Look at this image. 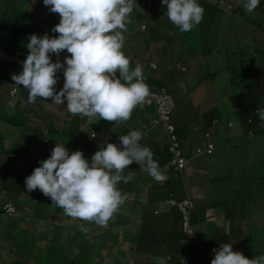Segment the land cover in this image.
Returning a JSON list of instances; mask_svg holds the SVG:
<instances>
[{
	"label": "trees",
	"instance_id": "trees-1",
	"mask_svg": "<svg viewBox=\"0 0 264 264\" xmlns=\"http://www.w3.org/2000/svg\"><path fill=\"white\" fill-rule=\"evenodd\" d=\"M224 1L228 3L227 6L222 5L221 0H199V3L205 9L203 20L198 25L202 38H204V36L207 38L210 37L207 30L211 28V26L213 27L217 19L216 17H218L220 12L225 14L228 10V12L233 13L236 18H241L245 15L243 6L236 4L235 8H233V3H229L232 0ZM37 2V4H34V0H20L18 3L16 0H6L0 4V54L3 56L1 58H4V60L8 62L15 60L18 65L15 68L19 70V72L20 67H22V61L28 54L26 44L30 35L37 34L43 36L44 34H48L50 37L59 35L58 33L52 32V29L56 26V24H54L55 18L52 21V16L49 13L48 16L45 15L42 11L43 2L41 0H37ZM144 5L145 4H142L136 7V0L134 11L128 18L130 25L127 24L132 29L131 34L129 31L124 33L126 44L122 50L130 59V67L132 69H134L137 64L143 66L142 71L145 83L150 88V95L146 98L145 102L133 110L132 116L128 121L110 122L101 120L98 116L90 122L89 118L74 114H68L67 119L63 120L56 112L48 111L47 105L51 106V98H47L46 101L41 100L43 98H38L35 103H28L27 98V102L23 103L22 106L20 102L18 106L12 107L16 120L14 123L10 124L9 127L7 126L5 130L14 131L15 136L12 139H14L15 142L19 140L21 142H28L30 145L28 149H25L22 148L21 142H19L18 147L15 148L12 144V139L7 140L8 145L2 147L3 154L6 156L0 159V178L6 181L10 187L13 186L20 191L19 197H25L26 195L30 196L31 192H27L25 179L32 174L36 167L40 166V161L50 156L51 150L55 147L57 142L65 144L69 152L77 150L82 151L85 157L90 159L102 145H106L107 143L119 145L120 136L127 135L130 131L138 130L143 134V139L140 141L141 145L148 147L152 151L154 160L158 161L161 172L166 174L168 179L164 182H157L145 172L139 164L134 162L122 173L123 176L129 177L128 183L125 184L120 182L118 185V188L123 193H126L127 199L120 208L116 220H111L105 226H99L94 222L85 221L86 225L81 228L82 232L73 235L71 229L75 228V223L71 226L66 225V218L63 217L61 221L58 222V226L61 228V235L58 234L59 238H57L58 236L54 235V233H48L47 238H45L46 242L44 244H39V247L34 245L35 248H27L30 246V241L32 240H30L29 232L23 230V228L28 226L29 222L23 217L21 218L18 214V202L15 201L18 197H14L13 195L12 197L10 195L9 187L2 188L3 192H0V198H3L4 205H2L0 209V264H81V256L84 257V255L80 253L79 256H77L73 251L79 249L80 246H84V244L87 251L88 246L92 247V251L88 254L89 261H93V264L96 260L102 262V264H211V260L214 258L213 250L218 249L221 244L224 243H233V250L242 252L245 257H247L245 250L248 252L257 251L254 248L247 250L244 241L242 239L240 240L243 233L249 232L256 235V237L264 239V209L260 215L256 214L257 216L245 218V216L241 214L246 208L245 203H241L240 205L236 204V206H233L234 209L230 207L226 209L228 215L223 216L222 222L227 224V222L229 223V221L232 220V229L227 236H218L215 238V243L213 245L212 243L204 245L203 242H200L198 239L201 237L198 227L204 217H199V219L196 218V201L193 199H186L187 190L190 191L191 188L188 183V178L186 177L187 170L190 167L194 169V167L197 166L188 160L185 146L186 139L181 133V129H179L174 122V112L176 111L177 104L174 97L165 86V76H167L171 68L176 65L181 67V73H187L193 70L197 66L195 57L200 55V50L197 44H195L196 50L189 49L190 53L197 54L192 55L195 56L193 57V65L191 67L187 66L183 61L184 59L181 58L182 53L176 51L177 47L175 44L179 43V45L182 46L181 51L184 50L185 45L190 41L189 35H192V31L183 32V41V38L180 37L182 36V32L169 22L166 16L163 17L162 14H164V10L167 9V6L162 5L161 0H152L150 7ZM257 8L255 11H257ZM133 16L135 19L131 18ZM257 20L258 18L256 19L254 17V19L252 18L247 22V27H249L247 30L252 33L248 43L251 50L252 48L255 50L256 46H252L256 45V43H259L261 40L264 41V25ZM137 21L140 23L141 29L138 32H134L133 27ZM259 36H261V38H259ZM128 37L134 39L137 48H134L133 44L127 42ZM251 43H253L252 46ZM262 47H264V45L259 48L261 49ZM177 57L179 59H177ZM174 59L177 60L176 63ZM240 60L241 59L237 62ZM246 61L247 60L244 59L241 62ZM228 68L232 74L236 72L231 70V67ZM257 73L255 74L257 75ZM14 74H18V72L14 70ZM232 74L230 75V81L234 84L235 77L234 75L232 76ZM12 75L13 73H9V69L0 66L1 84L2 81H10ZM244 77L246 78L245 75ZM256 78L258 79V81L255 82L256 85L258 84V92L255 95L252 92L251 97L242 93V97L237 98V108L242 114L241 126L243 125L244 134L248 137L256 135L257 128L263 130L260 126L261 122L259 116L256 114V109L264 108V102L262 106H258L256 100L260 99L262 101V98H264V74H262V76L258 74ZM260 84L261 86H259ZM0 86L1 89L4 87L7 89V95L9 96L13 88H10L9 84ZM17 88L18 94H21L19 89H23L24 97H28V89L23 88L22 85ZM165 95L173 97L176 107L168 123L157 124L160 122V116L157 110L156 98ZM9 100L10 96L5 103H8ZM0 101H2L1 98ZM6 106L7 104H5V107ZM217 110V108H213L205 117V120H207L206 125L209 130L204 135L207 146L205 148L198 147L195 149L196 152L194 155L196 154L198 158L202 156L212 157L218 151V147L214 142V137L216 134L223 133V131L220 127L215 128V126L221 122ZM214 121L216 124H214ZM88 123H90V126ZM227 124L231 129L235 127L233 122L229 121ZM170 126L175 129L172 135H170V131H168ZM93 131L97 134L96 138L91 137ZM21 133L28 135H24L26 136L25 139H19ZM239 133L240 132L235 133V135L238 136ZM172 136L177 137L179 148L183 152L184 157L188 160V165L183 169H179L178 166L174 164L175 154L171 151L173 147ZM223 137L224 136H221V138ZM209 144H213L215 147L211 154H197V150L200 148L204 152H207ZM2 160L5 164H3ZM183 195L184 197L182 198ZM132 198H134V200H132ZM143 199L145 200L143 201ZM187 200L193 203V207L190 210V221L194 229V234L191 237H188L184 231L185 220L183 212L180 210L179 206L172 204L173 202L176 204L183 203ZM260 200H264V198ZM163 202L167 203L165 206L167 210L162 212L161 216L160 213L157 212L156 207ZM8 204L15 207L16 214L14 216H9L5 210ZM49 204H51V202H49ZM132 210L134 214H130V217L125 216V212H130ZM138 211L139 214L137 213ZM136 214L139 215L137 216L138 219L141 217V219L138 220V224L133 220ZM241 215L242 217H240ZM3 216L11 218V225L6 221H2L1 218ZM218 216V218L211 221V225L222 218L220 215ZM17 218L20 220H16ZM163 218L165 219L164 221H162ZM238 218H240L241 221H239ZM73 219L77 221L76 218L69 217L68 222H72ZM160 219L161 221H159ZM53 222L56 221L53 220ZM162 222L165 223V227L161 230ZM160 223L161 225H159ZM36 224L43 225L42 221ZM78 226L79 225H77L75 229H78ZM99 228L104 232L95 234L96 232L93 231V229L98 230ZM214 228L218 229L217 226ZM261 229H263V231L259 232L258 230ZM133 231H135V233ZM64 233H66L65 237ZM92 233L94 234L91 235ZM100 234L101 237H99ZM92 236L94 240L90 242L88 237ZM52 237L57 238L55 240L57 243L50 244L53 241V239H50ZM98 238H101L100 242L105 241L102 243V246H100V249H102L105 255L103 260H101L103 254L101 253L98 255L96 253L97 248L95 249L96 244H93ZM246 241L247 240H245V242ZM254 241L255 245H258V238H255ZM252 242L251 244H253ZM121 244L128 247L126 251H120ZM6 246L7 250L2 249ZM46 247H48V249ZM160 251H165L166 254ZM15 252L17 254L26 255V257L23 258V255L16 257L14 256ZM166 256L168 260L164 263L162 260L163 258L166 259ZM100 257L101 259L98 260L97 258ZM83 264H89V262L86 261L83 262Z\"/></svg>",
	"mask_w": 264,
	"mask_h": 264
},
{
	"label": "clouds",
	"instance_id": "clouds-1",
	"mask_svg": "<svg viewBox=\"0 0 264 264\" xmlns=\"http://www.w3.org/2000/svg\"><path fill=\"white\" fill-rule=\"evenodd\" d=\"M134 2L43 0L51 12L60 16V22L52 29L59 35L28 37L22 71L12 76L17 86L28 89V103L51 98V104L65 105L66 101L70 113L90 120L99 116L110 122L128 121L133 110L150 95L143 66L137 64L132 69L122 50ZM242 2L251 14L261 0ZM161 4L167 6L165 15L182 33L192 31L203 20L205 9L199 0H161ZM65 50L70 55L61 61L60 54ZM60 70L64 83L57 91ZM256 114L264 127V108L256 109ZM142 139L140 131H130L119 137V145H102L90 159L82 151L69 152L65 144L57 142L50 156L26 177L27 192L39 189L67 216L105 226L127 199L118 185L128 183L129 177L122 173L129 165L139 164L157 182L168 179L152 151L141 145ZM213 251L211 264H264V253L249 259L234 251L233 243L221 244Z\"/></svg>",
	"mask_w": 264,
	"mask_h": 264
},
{
	"label": "rangeland",
	"instance_id": "rangeland-1",
	"mask_svg": "<svg viewBox=\"0 0 264 264\" xmlns=\"http://www.w3.org/2000/svg\"><path fill=\"white\" fill-rule=\"evenodd\" d=\"M151 1L152 0H137L136 7H139L142 4H145L144 6L148 5L150 7ZM232 2L239 3L242 2V0H232ZM222 5L227 6L228 3L223 0ZM256 13L260 15L257 21L264 25V0H261V3L257 8V12L254 11L249 14L244 11L245 15L241 18L238 17L235 20L237 26L233 28H223L227 17H233L229 14L228 10L227 14L220 12L218 17H216L217 19L213 27L211 26V28L207 30L210 35L209 38L205 36L202 38L200 36V30L198 26L194 27L191 33L192 35H189L190 41H188V43L185 45L183 52H181L182 46H180L179 43L175 44V46L177 47V51L182 53L181 58L184 59L183 61L187 64V66L191 67L194 63L193 57H195L192 55H196L197 53H190L189 49L196 50L195 44H197L200 50V55L195 57L197 66L187 73H181V67L176 65L173 66L171 71L167 74V76H165V86L174 97V100L177 104L176 111L174 112V122L177 127L181 129V133L186 139L185 146L187 149V158L196 164L198 169L208 172L205 174H195V172H193L190 175H186L189 186H193L197 181H200V183L196 184V186H198L196 189L201 192V194L208 189L206 195L209 194L212 201H217L227 208L236 206V204L240 205L241 203H245L246 208L243 210V213H241L245 216V218L257 216L256 214L260 215L264 209V200H260L264 198V127H262L263 130H259L257 128L256 135L248 137L246 134H244L240 125L242 114L237 108V98L242 97V93L248 97H251L252 92L254 95L258 92V84H255V82L258 81L256 77L258 74L261 76L264 74V47L261 49L259 48L264 45V41L261 40L254 46H252L253 43H251L252 47L256 46L255 50H253L254 48H252V50L249 48V41H245L244 43L242 42L246 36L242 34L243 25L241 22L245 21L244 26L246 29H249V27H247V22L252 18L254 19V15H256ZM44 14L47 15L46 13ZM131 18L135 19L134 16ZM127 29L131 34V27L127 25ZM140 29V23L137 21L133 27V31L138 32ZM228 33L234 34L233 36H230ZM249 34H252L251 31L248 32L247 36L250 39L251 36ZM183 35L184 33H182V36L180 37L183 38ZM259 38H261V36H259ZM127 42L129 44H133L134 48H137L133 38L131 39L128 37ZM1 57L3 56L0 54V66L9 69V73L14 74L15 70L19 74L22 71V67H20V72L15 68L18 66L15 60L8 62ZM177 59L179 58L177 57ZM239 59L241 60L237 62ZM244 59L247 61L241 62ZM174 60L176 63L177 60ZM228 67H231V70L236 72H233L232 74ZM195 69H197V72L194 71ZM198 72L199 74H195ZM254 72H258L257 75ZM231 74L235 77L234 84H232L230 81ZM186 81H189V85H187ZM63 83L64 77L62 75V77L58 79V84L55 87L57 88L59 86H63ZM3 84H9L10 88L13 89L9 94V102L5 103L9 97L7 95V89L5 87L1 89L0 86V98L2 99V101H0V159L2 157L5 158L6 156L3 154L2 147L4 145L7 146V140L12 139L15 136L14 131L12 132L9 130H3L7 126L9 127L10 124L14 123L16 120V116L13 113L14 110H12V107L18 106L20 102L22 106L23 103L27 102L28 98L24 97L23 93H21V96H19L20 94H17L18 86L15 84L13 79L10 81H2V84L0 83V85ZM259 86H261V84ZM263 102V98L262 101L260 99L256 100L258 106H262ZM5 104H7L8 107H5ZM50 105L51 106L47 105V110L56 112V114H59L63 120L67 119L68 114H72L67 110L66 101L65 105H56L51 103ZM213 108L218 109L217 113L221 120V122L216 125L215 128L220 127L223 131V133L216 134L214 137V142L218 147V151L212 157L202 156L201 158H195L194 153L196 147L198 145L203 146L205 143L204 135L208 129L206 125L207 120H205V117L212 111ZM95 118H92L90 122H92V120ZM229 121L234 123L236 127L235 131L239 130L238 132L240 133L238 136L235 134L231 135L230 129L225 128ZM88 124L90 126V123ZM24 135L27 136L28 134L21 133L23 139L26 138ZM221 136L224 137L221 138ZM11 141L15 148H17L19 142H21L19 140L15 142L14 139ZM29 145L30 144L28 142H21L22 148L28 149ZM3 164H5V162H3ZM198 175L202 176L204 180H201ZM204 185L209 186V188L206 187V190L202 191L203 188L201 187ZM5 187H9L11 196L13 195L14 197H18L15 200L18 202V214L21 218L23 217L27 222H29V225H24L26 227L23 228V230L29 232L28 234L30 240H32L30 241V246H32H28L27 248H35V246L39 247V244H44L46 242L45 238H47L48 233H54L56 236H58V234L61 235V228L58 226V222L61 221V218L63 217L66 218V225L71 226L75 223V228L77 225H79L78 229H71V233H73V235H77L78 233L82 232L81 228L86 225V222L80 219H77V221L73 219V221L69 223V216L65 214L64 210L54 206L51 199L44 196L39 189L32 191L30 196L26 195L25 197H19L20 191H18L13 186L10 187L6 181L0 178V192H3L2 188ZM2 199L3 198H0V209L2 208V205H4V200ZM132 200H134V198H132ZM144 200L145 199H143V201ZM49 202H51V204H49ZM130 212H125V216L128 217L130 214H134L133 210ZM137 213L139 214V211ZM118 214L119 213H117L111 220H116ZM242 215L240 217H242ZM1 219L2 221H6L11 225V218L3 216ZM16 220L19 221L20 219L17 218ZM53 220H56V222H53ZM238 220L241 221L240 218H238ZM40 221H42L43 225L36 224L37 222L40 223ZM221 225L222 220L219 219L216 223H212V225L208 224V228L211 230L217 226L218 229H220ZM198 229L200 236H202L201 233H204L206 236L208 235V230L205 227L200 228L199 226ZM93 231L96 232L95 234L104 232L101 228L98 230L93 229ZM258 231L262 232L263 229ZM133 232L135 233V231ZM93 234L94 233L91 235ZM65 236L66 233H64V237ZM99 237H101V234ZM212 237L208 240L209 242ZM57 238H59V236ZM57 238H50L53 239L50 244L57 243V241H55ZM255 238H258V245H255ZM241 239L246 244L245 247L247 250L253 248L257 250L251 252L245 250L247 258L253 259L259 254L264 253L263 238L256 237V235L247 232L243 233L240 240ZM88 240L92 242V240H94L93 236L88 237ZM100 240L101 238H98L93 243L94 245L96 244L95 249L97 248L96 253L98 255L101 253L103 254L100 246H102V243L105 242H100ZM245 240L247 241L245 242ZM251 242L253 244H251ZM84 246H80L79 249H76L73 252L77 256H79L80 253L84 255V257L81 256V264L86 261H88L89 264H93V261H89L88 254L90 251H92V247L88 246L87 251ZM46 248L48 249V247ZM127 248V246L121 244L120 251H126ZM2 249L7 250V246L3 247ZM22 255L23 254H17L16 252L14 254L16 257H20ZM104 256L105 255L103 254L102 259L101 257L97 259L103 260ZM25 257L26 255H23V258ZM162 261H164V263L166 262V260ZM94 264H102V262H98L96 260Z\"/></svg>",
	"mask_w": 264,
	"mask_h": 264
},
{
	"label": "crops",
	"instance_id": "crops-1",
	"mask_svg": "<svg viewBox=\"0 0 264 264\" xmlns=\"http://www.w3.org/2000/svg\"><path fill=\"white\" fill-rule=\"evenodd\" d=\"M4 1H6V0H0V4H2V2H4ZM16 1H18V3H19V1L20 0H16ZM40 1V0H39ZM42 2H43V0H41ZM241 1V0H240ZM229 3H233L232 1H230ZM26 4V3H25ZM239 5V6H243V2H239V3H237V2H235V3H233V5H234V7L233 8H235V5ZM42 11L44 12V13H46L47 14V16H48V13L52 16V18H51V20L53 21L54 20V18H55V21H54V24H58L59 22H60V16H59V14L58 13H53V12H51L50 11V8L49 7H47V6H45L43 3H42ZM151 10V9H150ZM167 11V9L166 10H164V14H162L163 15V17H165L166 15H165V12ZM257 12V11H256ZM225 14H227V12L225 13ZM233 18H229V17H227V19H226V21H225V23H224V26H223V28H233V27H236L237 26V24H236V22H235V20L237 19L234 15H233V13H229ZM167 17V16H166ZM254 17L257 19L258 17H260V15L258 14V13H256V15H254ZM170 22V21H169ZM241 24L243 25L242 26V34L244 35V36H248V30L245 28V21H242L241 22ZM128 25H130V23H128ZM230 36H233V34L234 33H228ZM250 35V34H249ZM251 36V35H250ZM244 38L243 39V43L246 41H249L250 39H249V37H247V38ZM130 38V37H129ZM177 51V50H176ZM178 52V51H177ZM181 52H183V50L181 51ZM2 55V54H1ZM67 55H70V54H68L67 52H66V50L65 51H63L61 54H60V57H59V59L61 60V61H63L64 60V58H65V56H67ZM52 59H53V61H55L57 58L55 57V56H53L52 57ZM8 60V59H7ZM195 71L197 72V69H195ZM195 74H199V72L198 73H195ZM62 75H63V70H60L58 73H57V76L59 77V78H61L62 77ZM196 76V75H195ZM187 82V85H189V81H186ZM185 82V83H186ZM63 86H59V87H57L56 89H57V91H59V89L60 88H62ZM263 91H264V86H263ZM19 92H21V93H23L24 94V91H23V89H19ZM20 96H21V94H20ZM24 96V95H23ZM263 100H264V98H263ZM264 104V103H263ZM230 122H232V121H230ZM214 124H216V122L214 121ZM218 124V123H217ZM241 125V124H240ZM242 127V129H243V125L241 126ZM225 128L226 129H229L230 128V126L228 127V124L225 126ZM235 128L236 127H234L233 129H231L230 128V131H231V135H234L235 133H238V131L236 130L235 131ZM6 128H4L3 130H5ZM209 130L207 129V132H208ZM206 132V133H207ZM235 132V133H234ZM244 132V131H243ZM205 133V134H206ZM23 137V136H22ZM21 136H20V138L19 139H23ZM207 146V143H206V141H205V143H204V145L202 146V145H198L197 147H196V149L198 148V147H206ZM196 152V151H195ZM195 156V158L197 157V155L195 154L194 155ZM194 164V163H193ZM193 172H195V174L197 173V174H204V173H208L207 171H203V170H200V169H198L197 167H194V169H193V167H190L188 170H187V175H190V174H192ZM199 176V175H198ZM200 177V179L201 180H204L203 179V177L202 176H199ZM197 183H200V181H197L193 186H191V188H190V191L189 190H187L188 192H187V198L186 199H193V200H195L196 202V210H195V217L196 218H198L199 219V217L200 218H203V221L201 222V224H200V228L201 227H205L207 230H208V235L206 236L204 233H201V237H199L198 239L200 240V242L202 241L203 242V244L205 245V244H211L212 243V245L215 243V238H217L218 236H222V235H224V236H227L229 233H230V231H231V226H232V220L231 221H229V223L227 222V224L226 223H224V222H222V225L220 226V229H223V230H220V229H215V228H213V229H209L208 228V224H211V221L212 220H215V218H218L219 216L218 215H220V216H222V218L220 219V220H222L223 219V216H225V215H228V212H227V207H225L223 204H221V203H219V202H217V201H212V199H210V195L209 194H207L206 195V193L208 192V189L206 190V187H208L209 188V186H203V187H201V188H203L202 189V191H204V190H206L205 192H202V194H201V192H199L196 188H198V186H196V184ZM184 197V195L182 196V198ZM204 197H206V198H204ZM166 204L167 203H160V204H158L157 205V207H156V210H157V212H159L160 213V215L162 216V212H165L166 210H167V208L165 207L166 206ZM205 208H207V209H205ZM230 208H233L234 209V207H230ZM204 214V215H203ZM137 216H139V215H135V217L133 218V220L135 221V223L136 224H138V220L139 219H141V217L138 219V217ZM50 220L52 221V219L50 218ZM49 220V221H50ZM165 219L163 218L162 219V221H164ZM218 220V219H217ZM229 220V219H228ZM56 221V220H55ZM159 221H161V219L159 220ZM164 224L165 223H163L162 222V228H161V226H160V228H161V230L165 227L164 226ZM159 225H161V223L159 224ZM196 228H197V226H196ZM162 233V232H161ZM168 233V232H167ZM213 236V237H212ZM212 237V239L210 240V242L208 241L210 238ZM161 253H164V254H166V252L165 251H160ZM166 259H164L163 258V260H168V258H167V256L165 257Z\"/></svg>",
	"mask_w": 264,
	"mask_h": 264
},
{
	"label": "built area",
	"instance_id": "built-area-1",
	"mask_svg": "<svg viewBox=\"0 0 264 264\" xmlns=\"http://www.w3.org/2000/svg\"><path fill=\"white\" fill-rule=\"evenodd\" d=\"M37 3H38L37 0H34V4H37ZM134 7H135V2L133 3V11H134ZM156 105H157V110H158V113L160 116V122H158V123L156 122V123L157 124L168 123V121L170 120V117H171V115H172V113L176 107L175 102L173 100V97L170 95L158 97V98H156ZM168 131H170V135H172L174 133L175 129H174V127L170 126ZM91 137L92 138L97 137V134L95 131L92 132ZM172 138H173L172 139L173 147H172L171 151L175 154L174 164L176 166H178L179 169H183L188 165V160L184 157L183 152L179 148V143L177 142V137L172 136ZM214 149H215L214 145L209 144L207 152H204L200 148L197 150V154L198 155L211 154ZM172 204L179 206L180 210L184 214V220H185L184 231H185V233L188 235V237L193 236L194 229H193V226H192L191 221H190V217H191L190 210L193 207V203H191L190 201L187 200V201H184L183 203H177L176 204L175 202H173ZM5 210L7 211L9 216H14L16 214V209L11 204H8L5 207Z\"/></svg>",
	"mask_w": 264,
	"mask_h": 264
}]
</instances>
